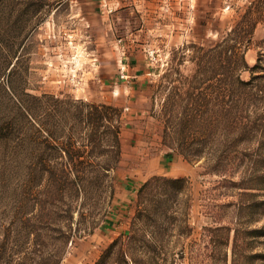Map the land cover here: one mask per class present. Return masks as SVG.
I'll list each match as a JSON object with an SVG mask.
<instances>
[{
	"label": "rangeland",
	"instance_id": "rangeland-1",
	"mask_svg": "<svg viewBox=\"0 0 264 264\" xmlns=\"http://www.w3.org/2000/svg\"><path fill=\"white\" fill-rule=\"evenodd\" d=\"M255 1L154 0L156 8L150 16L154 31L140 42L150 61L149 71L132 79L115 66L106 26L114 10L101 0H0V264L48 260L61 246L57 239L70 229L73 242H66L60 264H94L117 237L111 240L109 224L119 227L123 241L135 228L141 185L154 176L170 178V171L179 167L184 176L175 178L189 180L192 230L179 239L176 232L165 238L159 264H264V232L249 234L264 225V141L249 137V142L230 145V97L223 85V68L212 80L208 71L203 83L195 79L197 49L212 47ZM263 39L264 28L258 24L245 55L250 66L264 51ZM241 77L247 81L250 74L243 72ZM209 86L220 88L210 93ZM9 88L16 96L23 91L48 94L74 103L75 109L81 108V101L109 105L121 114L120 162L108 178L80 185L72 202V219L69 193L56 192L50 182L36 176L33 167L39 156L49 164L69 163L65 148L64 152L57 148L68 141L84 150L85 121L77 116L59 119L54 113L51 125L66 129L44 142L38 127L45 123L40 108L30 127ZM201 93L211 103L205 126L185 127L184 117L204 110L197 106ZM252 105H247L251 113ZM256 106L251 120L264 121V102ZM6 121H11L10 126H5ZM22 127L29 130L26 137ZM191 150L201 151L200 159L189 162L180 154ZM78 161L86 160H74ZM88 162L112 163V158L92 157ZM214 165L219 172L210 170ZM231 223L239 228L234 262L230 242L215 249L209 241L214 235L210 229ZM170 253L182 256L172 259Z\"/></svg>",
	"mask_w": 264,
	"mask_h": 264
},
{
	"label": "trees",
	"instance_id": "trees-1",
	"mask_svg": "<svg viewBox=\"0 0 264 264\" xmlns=\"http://www.w3.org/2000/svg\"><path fill=\"white\" fill-rule=\"evenodd\" d=\"M258 24L264 28V0H256L245 8L244 12L236 21H233L231 27L225 31L219 41H217L208 50L202 47L197 49V70L196 76L198 83L204 82L205 72L208 71L210 79H214L223 68L225 79L224 86L229 92L228 121L227 128L231 136L230 145L237 147L243 143L251 141L249 137L264 141V121L257 122L258 119L251 120L253 114L257 111L256 104L264 102V51L257 54L256 62L249 65L245 59L247 51L250 49L252 36ZM264 41V39H263ZM222 65V66H221ZM248 72L250 77L247 81L243 80L241 73ZM222 80V79H221ZM219 80V82L221 81ZM219 87L208 89L210 93L218 92ZM12 95V101L15 104L22 118L33 127L36 110L40 108L41 115L45 123L38 126L44 133L45 141L53 138L55 132L60 130L64 132L66 127H55L51 125L54 113L59 115V119L68 120L77 116L85 121L84 138L81 147L87 151L84 156V150L79 151L75 148V143L68 141L66 145L58 147L59 151L64 150L70 160L67 164H49L46 163L44 156H39V162L33 167L36 176L41 180H46L53 185L56 192L61 189L69 193L71 205L69 206L70 218L72 219L73 205L75 196L80 191V185L91 183V181L104 180L109 174L117 168L121 157L120 135L122 131V119L120 112L109 105L93 104L79 102L80 109L73 108L72 102H63L53 95L41 94L31 95L22 92L16 96L9 88ZM208 96V95H207ZM76 103V102H75ZM254 108L251 113L248 106ZM210 100L200 94L198 109L195 114H189L184 117L182 124L185 127L205 126L207 121L206 113ZM54 106V107H53ZM217 106H220L217 103ZM56 107V108H55ZM207 107V108H206ZM251 113V115H250ZM209 116V115H207ZM210 117V116H209ZM256 117V116H255ZM254 117V118H255ZM11 121H6L5 126H10ZM179 124V123H178ZM8 125V126H7ZM196 125V126H194ZM57 128V129H56ZM2 126H0V130ZM23 135L26 137L29 130L22 127ZM72 133V128L69 129ZM257 139V142H260ZM53 149V146H46ZM112 154V156H111ZM184 158L193 162L200 159L201 151L191 150L181 152ZM92 157L112 158V163H91L88 162ZM85 159L86 161L74 162L75 159ZM212 172H219L214 165L210 167ZM189 180L184 177L166 178L154 176L144 182L138 190L137 195V215L133 221L135 228L129 233L128 239L123 241L117 236L106 249H104L94 264H159L163 255V243L165 238L171 237V233L176 232L179 239L191 232L188 214L191 209L190 195H188L187 185ZM242 207H238V211ZM232 224V223H231ZM236 223L232 225H218L210 229L214 235H211L209 241L213 243L215 249L226 247L231 243V261L234 262L236 245L239 239V228ZM58 232V231H55ZM170 232V233H169ZM264 232V225L261 229L249 231V234ZM232 233V238L230 237ZM74 233L61 237L58 242L61 244L50 254V259L39 264H60L62 261L66 242L72 238ZM151 254V255H148ZM262 256L264 254H261ZM255 255V256H261ZM166 256V255H165ZM181 257L182 254L170 253V258ZM217 259V258H216ZM226 256L224 254V260Z\"/></svg>",
	"mask_w": 264,
	"mask_h": 264
},
{
	"label": "crops",
	"instance_id": "crops-1",
	"mask_svg": "<svg viewBox=\"0 0 264 264\" xmlns=\"http://www.w3.org/2000/svg\"><path fill=\"white\" fill-rule=\"evenodd\" d=\"M101 2L108 9L114 10L110 14L106 26L110 30V40H113L111 42L112 55L117 60L115 63L117 70L125 71L127 77L132 79L141 77L147 73L146 71H149L150 67L148 55L140 42L154 31L155 23L150 18L153 9L156 8L154 0H101ZM96 6L99 10L100 6ZM104 8L103 12H105ZM124 9H128V16L123 15ZM172 165L169 169H172ZM170 172V178L184 176L180 167L178 170L173 169ZM175 172L180 175H174ZM107 232L111 236V240L122 233L119 227L113 224L108 225Z\"/></svg>",
	"mask_w": 264,
	"mask_h": 264
},
{
	"label": "built area",
	"instance_id": "built-area-1",
	"mask_svg": "<svg viewBox=\"0 0 264 264\" xmlns=\"http://www.w3.org/2000/svg\"><path fill=\"white\" fill-rule=\"evenodd\" d=\"M121 72H122V71H121ZM120 78H126V76H124V75L121 74V75H120Z\"/></svg>",
	"mask_w": 264,
	"mask_h": 264
}]
</instances>
